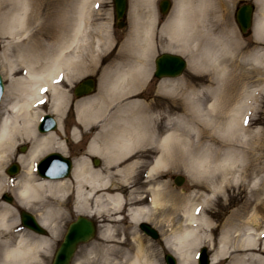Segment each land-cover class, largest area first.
Segmentation results:
<instances>
[{
  "label": "bare ground",
  "instance_id": "obj_1",
  "mask_svg": "<svg viewBox=\"0 0 264 264\" xmlns=\"http://www.w3.org/2000/svg\"><path fill=\"white\" fill-rule=\"evenodd\" d=\"M60 1L0 0V34L16 38L29 32L19 41L10 39L0 52V65L7 79L0 108V231L8 234L0 241V264L44 262L52 250V235L57 231L56 227H60L57 221L63 214L73 211L89 215L91 209L102 213L107 205L117 210L125 198L118 192L123 191L121 182L125 180L111 182L110 177L102 175L103 170L92 169L87 162L86 150L73 160L71 178H42L35 171V165L45 152L64 150L52 132L38 136L35 129L39 121L38 109L33 107L49 91L50 103L58 118L59 107L67 99L62 85L71 82L75 76L59 68L61 65L74 68L83 59L73 55H78L77 50L65 54L69 42L54 46L45 44V38L59 33L61 37L69 36L71 43L81 39L86 25H89L94 2L62 0L64 4L58 14L56 9ZM175 1L178 14L163 27L170 39L167 48L182 51L189 56L191 67L208 72L206 82L191 84V87L185 80L161 83L160 91L156 92L172 95L171 103L156 109L145 108L149 103L143 104L147 100L142 92L134 94L131 91L139 84L142 91L147 87L144 83L152 68L150 51L153 40L150 24L141 23L140 0H131L132 28L122 46L126 56L121 61L114 57L109 69L101 74L98 93L75 103L77 124L72 125V135L76 138L77 132L91 129L90 123L100 122L104 127L95 130L89 148L103 156L105 167L119 162L115 173L125 178L131 171L133 177L139 176L141 168L146 165L147 182L152 184L149 187L151 198L149 203H143L140 198V204L127 209L128 219L134 224L144 219L151 209L158 210L162 198L173 193L166 190L158 173L170 165L183 167L192 186L199 190L200 203L191 202L188 195L182 198L170 194L174 199L182 200L180 203L184 205L180 213L182 222L164 236L178 264H194L190 260L204 241L210 244L211 264H264V230L256 236L254 230H246L243 226V211L246 213L253 203L255 209L264 208V166L251 149L255 140L251 127L256 119L250 118L264 92V50L247 51L232 31L219 30L221 33L216 36L213 24L209 27L205 24L208 16L205 12L204 21L191 22L190 30L186 29L183 18L186 7L201 10L210 0ZM147 2L149 5L150 0ZM255 2L258 12L253 32L256 39L263 41L264 0ZM96 42L102 43V39L97 38ZM104 42L108 43V39ZM87 50L84 47L81 51L86 54ZM45 51L46 56L43 55ZM86 62L87 57L84 65ZM59 72L63 74L62 80ZM107 112L109 118L105 121ZM19 139L29 143L28 150L17 154L14 163L18 170L15 178H10L9 166L4 170V165L13 157L12 150L19 144ZM143 153L148 155V160L141 156ZM137 154L136 159L124 163L126 157ZM17 163L21 165L20 172ZM13 181L15 185L11 188ZM233 187L237 190L235 195L244 192L245 201L241 210L224 218L218 245H215L212 234L216 224L210 216L213 209L207 210L206 207L217 196L231 192ZM12 194L15 204L4 199ZM70 196L72 204L68 211L64 204ZM21 209L32 210L50 236H38L17 222V218L15 221L10 219V214ZM251 215L247 219L255 225L259 223L255 213ZM101 217L107 220L110 216L105 212L98 218L102 236H109L111 225ZM142 249L139 246L124 248L122 259L126 262L122 264H155Z\"/></svg>",
  "mask_w": 264,
  "mask_h": 264
},
{
  "label": "rangeland",
  "instance_id": "obj_2",
  "mask_svg": "<svg viewBox=\"0 0 264 264\" xmlns=\"http://www.w3.org/2000/svg\"><path fill=\"white\" fill-rule=\"evenodd\" d=\"M62 1V0H61ZM59 2L58 8L56 9L58 14L60 13L64 2ZM130 1L128 0V8L126 11V25L123 28H117L115 25V14H114V7H113V0H94L91 10H90V16L88 18V23L85 28V32L83 34L84 38L81 37L78 41H71L68 40L69 36L66 37H61L60 34L58 33L55 37H46L45 38V44H53L56 46L57 44H62L63 42L65 44H68L69 42V47L67 48V51H72V50H77L78 53H82L81 55L77 56L80 60V58H83L79 63H77L74 68H71L68 65H61L60 70L62 72H66L68 74L74 73L75 76L72 78V81L69 83H63L62 85V91L66 93L67 99H65L64 105L59 107L60 114L58 115V123H59V128L61 129V121L62 117L65 113V110L68 109L67 111V123L69 124L71 122V118L74 120L75 116V101L74 105L73 102L71 105L70 101L72 99V93L71 89L77 81H79L81 78L87 75H93L96 77L97 80V86L96 90L97 93L100 91V82L102 80L101 74L105 71L108 70L109 66L111 65V61L114 59L122 60L125 56L126 53L124 51V48H122L125 39H126V34L128 31L132 28V20H131V12H130ZM158 1L159 0H150V4L148 5L147 0H140L139 2V11L141 13V23L144 24H150V35H151V40H153V46L150 51L151 54V61L150 65L153 68V58H155L158 54L162 52H173L177 53L181 56H183L187 60V67L184 70L183 74L181 76L175 77V78H153L152 80L149 81L148 87L146 90H143L142 96L145 98L144 100H147L146 103H143L144 105L148 104V107H145L148 110L152 108H160L166 104H170L171 100L174 98L172 95L168 94H163L162 92H156V90H159V84L165 83V82H171V81H181L185 80L186 83L190 86L191 84H196L200 85L206 82L207 78L209 77L208 72L202 71V70H196L193 67L190 66L189 57L187 54L183 53L182 51H174L172 48H167V43L170 41L169 37L165 34L164 32V26L169 24L178 14V5L177 1L171 0L173 3L172 9L170 13L163 17L160 15L159 10H158ZM241 0H210L207 4V7L204 5L203 8L200 10L199 8L187 6L186 7V12H183V18L186 21V29H189V24L191 22H200L204 21V15L203 13L205 12V15L207 16L206 20V26H210L213 24L215 30L213 31L216 36H218L219 33H221L219 30H224L225 32L232 31L233 34H235L238 39L240 40L241 44L244 45L245 49L247 51L253 49L256 52H261V50H264V40H258L255 37V34L253 32L254 28H252V34H250L247 37H244L237 26V23L235 21L234 13H235V8L237 3ZM245 2H251L254 4L255 7V12H254V18L256 17V14L258 12V4L255 2V0H242ZM57 14V16H58ZM143 14V15H142ZM204 16V17H203ZM157 19V21H156ZM53 22V21H52ZM216 26H218V29H216ZM96 27V29H95ZM105 27V28H104ZM104 29V30H103ZM190 30V29H189ZM101 31V32H100ZM29 34V32H28ZM20 35L19 37L13 38L9 37L7 35H1L0 34V52L3 50L4 45L7 44L10 39L13 42L19 41L22 39V37H25L28 35ZM24 38V39H25ZM101 38L102 43H97L96 39ZM23 39V40H24ZM108 39V43L104 42V40ZM84 47H87L86 54H84L82 51L84 50ZM82 50V51H81ZM48 51V50H46ZM44 52L43 55L46 56L48 53ZM117 52V54H116ZM69 55V53H65ZM64 54V55H65ZM116 54V56H115ZM87 55V60L86 64L84 65L85 58L84 56ZM44 58H42L43 60ZM114 62V61H113ZM152 63V64H151ZM83 65L85 67H83ZM82 67V68H81ZM250 67V66H247ZM61 72V74H62ZM199 72V73H196ZM0 74L2 76V80L4 83V87H6L7 84V79L6 76L4 75L3 68L0 65ZM148 76L146 77L147 80ZM198 80H200L198 82ZM205 81V82H204ZM146 82V81H145ZM182 85V84H180ZM185 86V85H184ZM184 86H179L178 87H184ZM191 87V86H190ZM96 92V91H95ZM131 92H134V94L142 92V88L137 86L134 90ZM5 94V92H4ZM0 102V108L2 104V100ZM51 97V95H50ZM173 97V98H171ZM40 104L34 105L33 108H41L39 106ZM99 106V105H97ZM154 106V107H153ZM105 117V116H104ZM105 121L108 120L109 118V113L107 112V115L105 117ZM250 118L256 119L255 122L252 124L251 127V134L255 137V140L252 141L251 143V149L253 150L254 153H256L259 156V160L261 162V165L264 166V92L260 95L259 98V105L257 108L252 109ZM91 129H90V137H85L87 138V141L89 142L91 140L92 131H95L96 129H100V126L103 128L104 125H102L100 122L93 121V123H90ZM87 132V131H86ZM83 133L87 134L88 133ZM79 133H77L76 138L78 137ZM74 138V135H72ZM93 138V137H92ZM98 138H100L98 136ZM99 141V139L97 140ZM19 145H27L26 140H21L19 139V144H16L13 148V157L9 159L6 164L4 165V170L11 164L17 161V154H23L26 152L19 151L16 147ZM66 152V149L64 150ZM98 158L103 162L102 166L97 168L103 170L102 175L104 177H110L111 182H121L125 180L124 182H121L124 184V188L121 190L123 191H118L119 193L122 194L125 198L123 201H128L129 203L127 204L128 206L135 205V201L139 195H143L144 192H136V187L134 182L136 183L139 178H136L137 176L133 177V171L129 172L127 176L122 177L120 173H115L117 165L105 167L106 162L104 161L103 156H99V152H96ZM149 153V152H148ZM83 154V153H82ZM150 154V153H149ZM11 155V154H10ZM96 156V157H97ZM148 156V155H147ZM19 165V171H22L21 165ZM90 166L94 168L91 163ZM113 174V176H111ZM182 175L184 178V181L182 185L177 186L174 184L173 179L171 178V175ZM7 176V175H6ZM9 176V175H8ZM7 176V177H8ZM159 180L160 182H165L164 187L168 192L172 191L173 193L171 195H180L182 198L185 196H189L191 202L195 203H200V196H199V190L197 189L196 186H192V182L189 178V175L183 171L182 166H172L170 165L169 167H166L158 173ZM10 178H15V176H10ZM123 178V179H122ZM15 181L11 182V188L12 185L14 184ZM121 184V185H122ZM134 184V185H132ZM152 185V184H150ZM193 187L195 189L193 190ZM237 190L235 187L231 189V192H224L223 194L217 196L208 206L206 207L208 209H213L212 213H210L211 218L214 221V224H216V228L213 229V238L215 240V245H218V234L220 232L221 228V223L223 222L224 218L227 217L231 212H235L237 210H241L242 204L245 201L246 195L244 192L240 191L237 195ZM169 193L165 195V197L162 198L161 204L158 206V210L156 209H151L150 212L146 213V219L150 221L152 224L156 225L158 228L161 229V232L163 233V236H167L171 231V229L175 228L178 226V224L181 221V214L183 209V203H180L182 200H177L174 199L173 196H171ZM71 195V194H70ZM264 197V196H263ZM12 198L15 201V196L12 194ZM12 200V202H13ZM134 201V202H133ZM12 204H15L14 202ZM71 204H72V196L68 198L66 203L64 204V209L65 210H70L71 209ZM254 203L248 207L247 212L243 211L244 215V228L246 230H254V234L257 236L256 233H258L261 230H264V208L262 210L255 209ZM109 207V210L107 209ZM180 208V210H179ZM30 212H32L34 215L35 213L27 209ZM120 209H113L111 205H107L106 209H103V212H98L97 210L91 209L89 212V215H92L95 219L99 220L100 216H103L105 212L109 214V219H105L104 217H101L104 219V222L107 223L108 225H111L112 232L121 230V223L120 221L123 220H128L127 214H123L122 212H119ZM127 211V209H125ZM65 212V211H64ZM255 213V217L257 218V221L259 223L248 220L247 218L249 216H252L251 213ZM94 213V214H93ZM209 214V211H208ZM11 220H14L17 218V222H19V214L14 213L10 214ZM78 215H86V214H80L77 212H71L70 214H63L59 220L57 221V224L60 225L56 227V232L53 233L52 235V250L50 252V255L44 262L39 261L38 264H50L51 259L53 257L54 250L56 249L57 246V241L59 239V233L65 230L66 225L71 222L72 220L75 219L76 216ZM100 215V216H99ZM123 215V217H122ZM117 217V218H116ZM113 218V219H112ZM116 218V219H114ZM62 220V221H61ZM15 222V224L17 223ZM14 225V224H13ZM100 228L101 226L99 225V234H100ZM50 233L48 232V236ZM8 234L5 231H0V241H3L7 238ZM99 237H102V234L100 236L95 237L94 240L80 245L73 258L71 261V264H122L125 263L126 261H123L122 257L123 255V249L122 247L118 246H106V245H101L98 243V241L104 242V240H101ZM135 241L139 242L141 239H136ZM163 243L165 244V248H161L160 246L156 247H144L143 246V251H145L148 256V258L151 259L155 264H165L163 261V254L168 251L173 253L168 247H167V241L162 240ZM106 242V241H105ZM201 246H206L208 253L211 254L212 251L210 249V244L207 243L206 241L202 242L200 246L196 249V252L199 250ZM104 251V252H102ZM106 251V252H105ZM264 256V254H263ZM196 254L193 256V259H191V262H194L196 264L195 260ZM224 264V263H221Z\"/></svg>",
  "mask_w": 264,
  "mask_h": 264
},
{
  "label": "water",
  "instance_id": "obj_3",
  "mask_svg": "<svg viewBox=\"0 0 264 264\" xmlns=\"http://www.w3.org/2000/svg\"><path fill=\"white\" fill-rule=\"evenodd\" d=\"M115 17L117 19V26L120 28L124 25L123 18L125 17L126 10V0H113ZM170 7L169 0H160L159 9L162 14L167 13ZM251 16H252V6L243 5L237 8L235 13V19L239 26L240 31L244 35H248V28L251 25ZM155 70L154 76L157 78L161 77H176L179 76L183 69L186 66V61L179 55L162 53L155 58ZM94 88V80L91 77H87L80 81L77 86L74 88V94L77 97L86 95L92 92ZM3 85L0 76V96L2 93ZM48 126L46 130H52L55 128V120L51 116H46L42 119ZM41 130V128H39ZM97 164V161L95 160ZM70 160L58 153H50L46 155L41 161L38 162L36 168L38 172L45 177H63L68 175L70 168ZM18 170V166L13 163L8 168L7 172L9 174H14ZM183 178L181 176H176L174 178V183L176 185H181ZM7 201L10 202V197H5ZM20 219L22 223L26 226L38 231L43 232L40 225L36 222L33 215L21 211ZM142 227L150 232L149 227L146 223L141 224ZM95 232L94 223L84 217L78 216L73 222L68 226L67 232L64 235V238L61 244L58 246L57 250L54 253L51 264H69L70 259L76 249V246L79 243L88 242L93 238ZM164 259L167 264H176L174 257L171 254H165ZM198 264H209L208 255L206 253V248H201L199 253V262Z\"/></svg>",
  "mask_w": 264,
  "mask_h": 264
},
{
  "label": "flooded vegetation",
  "instance_id": "obj_4",
  "mask_svg": "<svg viewBox=\"0 0 264 264\" xmlns=\"http://www.w3.org/2000/svg\"><path fill=\"white\" fill-rule=\"evenodd\" d=\"M46 110H42V114L43 113H47L49 111L48 108L44 107ZM67 117H65V119L63 120V131L62 133L60 132H56V137L58 138V140L64 144V147L66 148V150L68 151V155L71 158H77L79 157L80 153H83V151H87V146H88V141L87 138L90 137V131L86 132L88 133L87 136L86 134L83 135V133H79V137H77L76 139H73L70 136L71 133V128L72 125H74V121L71 118V122L68 124L66 121ZM87 137V138H85ZM20 150V149H19ZM135 157H138L137 155H134ZM142 156V155H141ZM128 160H131L132 157H128ZM146 160V159H144ZM142 178H139L137 180V182L135 184V186H137L136 192L140 193V192H144L146 191V188L144 185H142ZM132 184V185H134ZM147 196L148 194H143V195H139L138 196V200L140 198H143V203H147ZM137 203L140 204L139 201H137ZM121 224H124L123 221L120 222ZM153 228L156 231V238H153L151 234H148L147 232H145L144 230H142L140 227H138L137 225H133L132 227L126 228V229H121L118 232H113L112 234H114L115 236L110 237L107 240V242H99L100 244L103 245H111V246H118V247H136L138 246V244L143 245L144 247L146 246H152V247H156L157 245L160 246L161 248L164 247V243L162 241V232L160 228H157L156 225L150 223ZM97 225V224H96ZM33 232V231H32ZM34 234L38 235V236H44V235H39L35 232H33ZM135 237H139V239L143 240L140 242H136L135 241ZM62 239V238H61ZM61 239L59 238L57 243L59 244Z\"/></svg>",
  "mask_w": 264,
  "mask_h": 264
},
{
  "label": "snow or ice",
  "instance_id": "obj_5",
  "mask_svg": "<svg viewBox=\"0 0 264 264\" xmlns=\"http://www.w3.org/2000/svg\"><path fill=\"white\" fill-rule=\"evenodd\" d=\"M41 91L42 92H45L46 91V89H41ZM39 103H44L43 101H39ZM248 121H247V118L245 119V123H247Z\"/></svg>",
  "mask_w": 264,
  "mask_h": 264
}]
</instances>
